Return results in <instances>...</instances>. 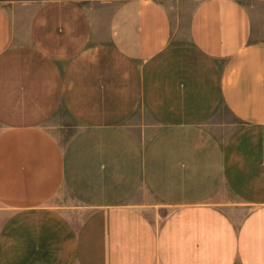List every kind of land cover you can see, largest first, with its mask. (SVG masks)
<instances>
[{"label":"crops","instance_id":"1","mask_svg":"<svg viewBox=\"0 0 264 264\" xmlns=\"http://www.w3.org/2000/svg\"><path fill=\"white\" fill-rule=\"evenodd\" d=\"M81 1L0 4V264H264V0Z\"/></svg>","mask_w":264,"mask_h":264},{"label":"rangeland","instance_id":"2","mask_svg":"<svg viewBox=\"0 0 264 264\" xmlns=\"http://www.w3.org/2000/svg\"><path fill=\"white\" fill-rule=\"evenodd\" d=\"M11 0H0V4L3 6H7L10 4ZM9 2V3H7ZM245 2V1H244ZM246 3V2H245ZM81 5L86 8H90V3L86 1H81ZM247 4V3H246ZM205 124L211 128L212 132L216 135L219 141L222 144L230 143L235 136L245 130L244 124L234 118L224 107L222 103L218 104L212 112L207 115L205 120ZM44 128L47 131H50L54 137L58 140V142L62 145L66 144V141L79 130L80 125L76 120L72 119L68 116L66 110L60 107L54 116L44 124ZM239 155L236 154V150L232 152L231 156V164L228 172V179L230 180L232 186L238 184L239 181H242V177L246 174L245 170L247 169L244 163H241L239 160ZM232 188V187H231ZM233 189V188H232ZM231 189V190H232ZM229 191L225 186L224 191H222V195L224 197L227 196ZM230 192V191H229ZM230 198L233 199V194L230 192ZM227 196V197H229ZM161 209V208H160ZM161 211V217L166 214L167 209L164 208ZM163 211V212H162Z\"/></svg>","mask_w":264,"mask_h":264}]
</instances>
